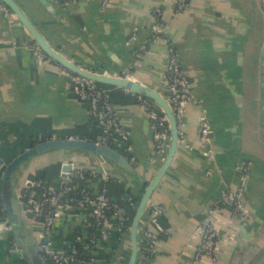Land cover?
<instances>
[{"label": "crops", "instance_id": "obj_1", "mask_svg": "<svg viewBox=\"0 0 264 264\" xmlns=\"http://www.w3.org/2000/svg\"><path fill=\"white\" fill-rule=\"evenodd\" d=\"M47 43L64 58L97 74H121L167 97L168 47L151 41L161 11L166 36L189 81L191 100L179 126L173 160L151 196L161 208L159 228L145 214L139 245L145 232L158 236L150 264H264V23L257 0H188L176 13L174 0H14ZM136 29L133 40H129ZM32 39L12 13L0 8V181L13 158L42 138L93 139L98 126L88 106L73 91L61 66L39 58ZM125 143L112 148L129 159L134 172L88 154H79L96 175L83 181L93 192L106 189L112 203L128 206L131 221L138 200L164 163L155 151L148 112L135 96L114 86H102ZM209 122V142L201 140L198 120ZM64 153H48L27 162L14 182L42 179L60 190V165L70 162ZM242 162L250 165L245 190V218L232 215L225 193L235 192ZM89 172V171H87ZM91 172V171H90ZM100 173L108 175V182ZM217 208H214L215 204ZM211 211V213H209ZM217 232L214 261H195L198 240L192 234L204 217ZM18 226H7L0 198V264H28L21 239L39 248L42 234L37 221L15 203ZM87 219L69 209L54 229V241L65 245L75 231H87ZM15 243L19 251L12 246ZM129 232L120 239L101 241L94 264H128Z\"/></svg>", "mask_w": 264, "mask_h": 264}, {"label": "built area", "instance_id": "obj_2", "mask_svg": "<svg viewBox=\"0 0 264 264\" xmlns=\"http://www.w3.org/2000/svg\"><path fill=\"white\" fill-rule=\"evenodd\" d=\"M63 6L73 0H60ZM105 5L108 0H100ZM188 0H174V10L181 12ZM262 13L264 23V0H257ZM0 8L10 11L0 2ZM156 22L152 27L151 41H162L168 47V63L166 68L167 97L166 100L175 116L178 127L182 123L186 106L191 100V92L188 79L183 75L178 55L170 45L166 36L165 25L161 18V11L154 10ZM136 29L132 31L129 40H133ZM30 49L39 57L46 58L44 53L33 43ZM68 75L73 85V91L77 97L88 106L91 120L98 126L99 134L90 140L97 144L107 145L112 148L115 144L125 143L127 133L119 124L113 105L108 94L96 83L81 78L62 69ZM126 74V73H125ZM140 107L148 112L150 128L153 134L155 151L163 154L164 148L169 142V126L165 114L149 99L135 96ZM201 140L209 142L211 129L205 116L198 120ZM82 139L79 137H70ZM164 159V154H163ZM66 165L62 163L59 171L60 190L48 185L44 180H26L16 191V198L26 206V213L40 224L42 240L40 250L45 264H94L96 262V250L101 241L107 237L116 235L120 239L129 230V214L125 205L112 203L106 189L93 192L83 185V181L89 176L96 175L81 168L71 165L69 172H63ZM248 162H242L240 168L242 176L235 192L225 193L221 198L228 199L232 204V215L236 218L247 216L244 198L247 187L249 167ZM106 182L108 175L100 174ZM214 205V208L218 207ZM128 206H132L129 203ZM73 209L82 213L87 219V231H75L72 239L65 245H59L54 241V229L63 212ZM161 208L149 205L148 218L157 228V218ZM211 213V211L209 212ZM91 229H94L93 231ZM92 231V232H91ZM192 239L198 240L193 259L195 261L209 259L214 261V252L217 242V232L209 215L204 217L192 234ZM158 244V236L152 232H145L136 264H150L152 255ZM15 250L18 246L12 243ZM20 252V251H19Z\"/></svg>", "mask_w": 264, "mask_h": 264}, {"label": "water", "instance_id": "obj_3", "mask_svg": "<svg viewBox=\"0 0 264 264\" xmlns=\"http://www.w3.org/2000/svg\"><path fill=\"white\" fill-rule=\"evenodd\" d=\"M0 2L10 11V13L16 16L18 21L30 35L32 42L44 53V55L61 66L62 69L96 84L119 87L133 96L145 97L151 100L165 114L170 133L168 153L166 157H164V163L160 170L152 181L148 183V186L139 198L128 230L131 244L128 264H136L141 248L139 245L140 223L148 212L153 192L156 190L173 160L179 141V127L167 100L162 95L144 86L140 82L131 80L126 76L125 72L117 75L97 74L81 68L70 60H67L47 43L39 30L28 19L14 0H0ZM53 152L64 153L66 156H69L68 158L70 159V162H65L66 165L62 168L63 172H69L71 170V165L74 168H81L85 171H91L93 173L98 172L93 171L92 169L90 170L86 163L75 160V156H78L79 154L92 155L113 164L115 167L120 168L123 171L134 172L133 166L128 158L122 156L113 148L107 145L97 144L90 139L64 137L40 141L8 162L2 172L0 181V198L7 219V226H18V222L15 218V203H19L24 212L27 210L26 206L21 202V199L16 198L17 190H15L14 187V182L23 169V166L34 158ZM21 242L27 256L28 264H45L42 259L40 247H36L31 241L27 240L26 237L21 239Z\"/></svg>", "mask_w": 264, "mask_h": 264}, {"label": "trees", "instance_id": "obj_4", "mask_svg": "<svg viewBox=\"0 0 264 264\" xmlns=\"http://www.w3.org/2000/svg\"><path fill=\"white\" fill-rule=\"evenodd\" d=\"M33 44V43H32ZM99 87H102V86H104V85H100V84H97ZM44 140H47V138H42V139H37V140H33L32 142H31V146H34V145H36L37 143H39L40 141H44ZM126 207H128L127 206V204L125 205ZM129 225H130V219H129ZM92 231L94 230V229H91ZM91 231V232H92Z\"/></svg>", "mask_w": 264, "mask_h": 264}]
</instances>
